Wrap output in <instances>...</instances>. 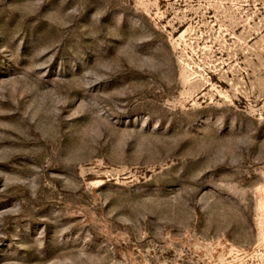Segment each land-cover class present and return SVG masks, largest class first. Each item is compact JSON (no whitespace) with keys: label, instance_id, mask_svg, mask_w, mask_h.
Listing matches in <instances>:
<instances>
[{"label":"rangeland","instance_id":"374dc122","mask_svg":"<svg viewBox=\"0 0 264 264\" xmlns=\"http://www.w3.org/2000/svg\"><path fill=\"white\" fill-rule=\"evenodd\" d=\"M0 264H264V0H0Z\"/></svg>","mask_w":264,"mask_h":264}]
</instances>
